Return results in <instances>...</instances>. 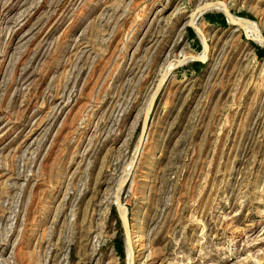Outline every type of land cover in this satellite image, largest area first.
<instances>
[{
	"label": "rangeland",
	"instance_id": "rangeland-1",
	"mask_svg": "<svg viewBox=\"0 0 264 264\" xmlns=\"http://www.w3.org/2000/svg\"><path fill=\"white\" fill-rule=\"evenodd\" d=\"M215 1L262 35L264 0H0V264H264L262 43Z\"/></svg>",
	"mask_w": 264,
	"mask_h": 264
},
{
	"label": "water",
	"instance_id": "water-1",
	"mask_svg": "<svg viewBox=\"0 0 264 264\" xmlns=\"http://www.w3.org/2000/svg\"><path fill=\"white\" fill-rule=\"evenodd\" d=\"M204 4H202L200 7H199V12L202 13L205 11V8L203 7ZM221 14L223 15L224 19L228 22V18L231 16V13L229 12L228 9H226V13L224 12H221ZM189 26L194 29L198 34L199 36L201 37V39L203 40L204 42V37L201 35V31H199V29L195 26H193L192 24L189 23ZM261 42H262V47L264 48V38L263 36L261 35ZM194 60L195 59H199V57H194L193 58ZM184 62V61H183ZM162 77L160 78V80L158 81L157 83V86L152 94V97H151V100H150V103L148 105V108L146 110V113L144 115V118L142 120V124H141V129H140V134H139V137H138V142H137V145H136V149H135V152H134V157H133V163H132V166L130 168V170L132 169L135 161H136V158L138 156V153L140 151V148L142 146V142L144 140V136H145V132H146V128H147V123H148V118H149V113H150V106H151V103L153 101V98L158 90V88L160 87V84L162 83ZM124 184V180L121 181L119 184H118V187H117V190L116 192L118 193L117 196H116V199H115V202H114V207L116 209V211L118 212V215H119V218L121 219V222H122V225H123V228L125 230V235H126V242H127V245L129 246L130 245V242H129V238H128V234H127V223H126V215L124 213H122V209H124V206L123 204L121 203L120 201V190L122 188ZM125 210V209H124ZM132 264V263H131Z\"/></svg>",
	"mask_w": 264,
	"mask_h": 264
},
{
	"label": "bare ground",
	"instance_id": "bare-ground-1",
	"mask_svg": "<svg viewBox=\"0 0 264 264\" xmlns=\"http://www.w3.org/2000/svg\"><path fill=\"white\" fill-rule=\"evenodd\" d=\"M203 7L205 8V10L208 7H213L215 9L216 8H220L222 10V12H224V13H226V9H228L225 4H223L221 2H216V1L215 2H211V3H208V4H204ZM198 10H199V7L195 10L196 11L195 13L199 12ZM228 23H230L232 25L234 24L235 27H236V29L237 28H241L248 36L250 34H252V33L255 34V40H258L259 42H261V34H260V31H259V29L257 28V26L255 25V23L253 21H251V20L238 19V18L234 17L231 14V16L228 18ZM190 24H192V23H190ZM192 25L195 26V27H197L195 24H192ZM252 38L254 39V37H252ZM204 43H205V40H204Z\"/></svg>",
	"mask_w": 264,
	"mask_h": 264
},
{
	"label": "trees",
	"instance_id": "trees-1",
	"mask_svg": "<svg viewBox=\"0 0 264 264\" xmlns=\"http://www.w3.org/2000/svg\"><path fill=\"white\" fill-rule=\"evenodd\" d=\"M205 18L210 23L216 22V23H218L220 25H224V23H225L224 22V17H223V15L221 13H218L216 15L206 14ZM187 29H188L190 35L195 38L194 31L190 27H188ZM262 36L264 38V31H262ZM254 47H255V54H256L257 58L264 57V48L260 47V46H254ZM196 63H199V62H196ZM112 210H113V212L116 213V209H115L114 206L112 207ZM115 246H116V250H117L118 254L120 255V257H123L124 256V248H123V240H122V238L117 237L115 239Z\"/></svg>",
	"mask_w": 264,
	"mask_h": 264
}]
</instances>
